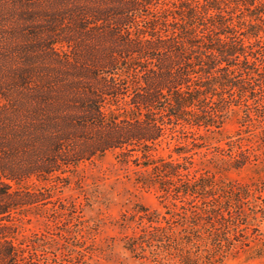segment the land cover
<instances>
[{
	"label": "trees",
	"instance_id": "1",
	"mask_svg": "<svg viewBox=\"0 0 264 264\" xmlns=\"http://www.w3.org/2000/svg\"><path fill=\"white\" fill-rule=\"evenodd\" d=\"M0 5L22 10L18 33L30 37L34 48L26 64L16 63L17 70L28 68L25 78L0 89V264H46L41 245L16 239L14 219L43 200L42 192L23 187V181L53 179L62 167L108 149L117 150L121 162L145 168L170 205L164 215L139 211L142 228L125 238L127 250H147L153 264H215L249 246V236L264 223V188L192 174L187 161L157 153L168 132L219 129L231 107H243L248 119L253 113L264 122V0H0ZM0 11L6 22L12 18L10 8ZM5 28L0 25V40ZM86 50L96 56L88 64L94 78L104 83L82 94L84 110L67 115L62 100L41 101L69 87L33 81L35 66L51 59L62 67L71 62L69 55ZM124 77L138 80L131 91L122 85ZM122 90L133 109L116 118L103 110V101L125 96ZM8 91L30 109L25 128L31 140L42 141L46 159H22L33 149L16 145L23 139L12 110L21 98L9 100L3 95ZM85 125L95 130L91 145L65 149L70 130ZM238 154L235 168L248 161L246 151Z\"/></svg>",
	"mask_w": 264,
	"mask_h": 264
},
{
	"label": "rangeland",
	"instance_id": "2",
	"mask_svg": "<svg viewBox=\"0 0 264 264\" xmlns=\"http://www.w3.org/2000/svg\"><path fill=\"white\" fill-rule=\"evenodd\" d=\"M7 7L13 13L8 22L0 11V25L7 29V36L0 40V89L5 88L6 91L8 86H14L25 78L28 68L17 70L16 63L26 64L27 55L34 50L29 42L31 38L18 33V24L23 20L22 10L0 5V9L6 12ZM21 38L22 41L18 42ZM90 53L86 50L82 54L69 55L71 62L64 63L62 67L52 65L51 59L46 60V66L40 69L36 65L39 73L32 74L33 81L41 85L54 82L69 87L62 94L46 96L41 101L57 103L62 100L60 108L67 115L82 112L85 108L82 94L91 93L92 88H99L104 83L94 78L93 70L88 66L96 58ZM136 81V78L124 77L121 83L131 91ZM120 93H125V96L103 101V110L116 118L127 115L133 109L126 90ZM3 95L11 101L16 97L21 98L19 102H14L17 105L12 110L13 120L20 121L17 126L22 131L20 135L23 139V144L16 145L33 149L32 152H24L22 159L29 162L46 159L45 152L41 155L42 141L31 140L25 128V121L32 118V114L26 105L20 104L23 97L14 91ZM250 114L248 119L243 107H231L219 129L168 132L157 155L187 161L192 174L207 173L217 179L264 188V122ZM38 116L39 113L35 115L36 118ZM57 117L62 118L64 114ZM70 133L73 137L64 144V148L70 151L82 149L87 143L90 146L95 138L91 125L70 130ZM241 150L246 151L248 161L235 168L233 161L239 158ZM177 151L181 153L180 156ZM22 186L42 192L43 200L40 205L21 211L14 219L16 239L41 245L40 254L44 263L153 264L147 250L132 253L124 247V241L126 237H136L140 233L142 224L137 219L139 211L146 209L164 215V206L170 205L157 186L149 182L147 170L131 161L121 162L117 150L108 149L97 157H85L74 166H64L62 173H57L53 179H26ZM257 229L258 232L249 236L248 247L221 258L215 264H264V223H259ZM166 264L179 263L172 260Z\"/></svg>",
	"mask_w": 264,
	"mask_h": 264
}]
</instances>
